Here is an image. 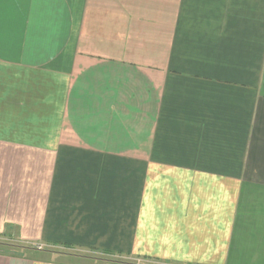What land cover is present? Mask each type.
I'll list each match as a JSON object with an SVG mask.
<instances>
[{"label":"crops","instance_id":"obj_1","mask_svg":"<svg viewBox=\"0 0 264 264\" xmlns=\"http://www.w3.org/2000/svg\"><path fill=\"white\" fill-rule=\"evenodd\" d=\"M0 239L264 264V0H0Z\"/></svg>","mask_w":264,"mask_h":264},{"label":"rangeland","instance_id":"obj_2","mask_svg":"<svg viewBox=\"0 0 264 264\" xmlns=\"http://www.w3.org/2000/svg\"><path fill=\"white\" fill-rule=\"evenodd\" d=\"M0 244H4L5 249H18V250H20L21 248H24V246L19 245L18 243L11 242V241L5 240V239H0ZM39 247H41V246H33L34 249L40 250L41 248H39ZM27 248H29V250H31L32 247H27ZM43 248L44 247H42V249ZM22 251H24V250L21 249L20 252H22ZM117 259H120L119 261H121L124 264H163V263H158V262H148V261H145L143 259L132 258V257H130V258H117ZM97 263H99V262H97ZM100 264H103V263H100Z\"/></svg>","mask_w":264,"mask_h":264},{"label":"trees","instance_id":"obj_3","mask_svg":"<svg viewBox=\"0 0 264 264\" xmlns=\"http://www.w3.org/2000/svg\"><path fill=\"white\" fill-rule=\"evenodd\" d=\"M21 249H23L25 251V249H27V248H21ZM20 250H18V249H5L4 244H0V253H6V252L12 253L13 252V253H17L18 254L20 252ZM143 260L148 261V262H154V261H151V260H149L147 258H143Z\"/></svg>","mask_w":264,"mask_h":264},{"label":"built area","instance_id":"obj_4","mask_svg":"<svg viewBox=\"0 0 264 264\" xmlns=\"http://www.w3.org/2000/svg\"><path fill=\"white\" fill-rule=\"evenodd\" d=\"M40 248V247H39Z\"/></svg>","mask_w":264,"mask_h":264}]
</instances>
